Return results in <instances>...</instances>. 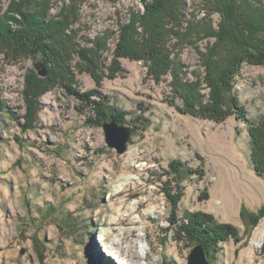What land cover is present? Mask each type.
Wrapping results in <instances>:
<instances>
[{
  "label": "rangeland",
  "instance_id": "obj_1",
  "mask_svg": "<svg viewBox=\"0 0 264 264\" xmlns=\"http://www.w3.org/2000/svg\"><path fill=\"white\" fill-rule=\"evenodd\" d=\"M34 1L0 0V18L42 9L64 24L44 40L58 45L55 62L14 41L16 22L0 24V264H189L195 217L229 230L210 264H264V178L248 128L264 117V61L238 68L243 117L199 111L208 71L231 57L235 8L229 18L217 9L225 0H185L149 26L166 46L158 59L197 85L191 113L170 69L117 53L123 36L143 40L138 15L155 0ZM112 121L132 131L123 154L107 144ZM62 212L75 225L55 219Z\"/></svg>",
  "mask_w": 264,
  "mask_h": 264
},
{
  "label": "trees",
  "instance_id": "obj_2",
  "mask_svg": "<svg viewBox=\"0 0 264 264\" xmlns=\"http://www.w3.org/2000/svg\"><path fill=\"white\" fill-rule=\"evenodd\" d=\"M184 1L185 0H155L154 4L152 3L151 6H147L146 14L141 17L138 15V18L141 19L140 23L142 24V27L144 26L146 28L144 37H142L143 40L140 41L137 39V35H140V32L138 31H135L134 37L136 38L134 40H132V36L127 39L123 36L122 40L125 43L120 45L117 53H122L123 56L127 54L130 57H137L140 59L148 57L147 53H149V58L153 59L155 62V65H153L155 66V69L158 68L159 70L161 66L167 71L170 69V72L173 73L175 82H177V85L175 86L173 84L174 87H172L174 95L178 96L183 101L184 107L189 110V112L194 113L197 110V105H200L201 103V96L197 93V85L186 83L182 84L180 81V70L176 64L174 66H171L170 64L167 65L165 58L158 59L159 53L167 52L166 46L165 43L162 41L160 42V40L156 37L158 33H154L149 27L150 24L153 23V20L158 18L160 19L164 13L169 12L171 15V11L173 14L174 10H179L180 5L182 6ZM216 1L219 4L221 0ZM253 1L254 0H225L217 7L218 11H221L224 8L225 10H222L223 14L229 18H232L229 12L232 11L231 9L235 8L233 14V18L236 19L233 23V32L235 34H232L234 36V41H232L233 47L230 59L226 60L223 67H221L220 64L218 66L215 65L213 70L208 71L207 79L211 90L210 102L206 105V107H200V114L203 113L208 117L218 119L223 114L231 112V108L233 107L234 114L239 115L240 117H243L245 114L242 105L238 103L237 96L233 94L232 91L234 79L237 77L238 68L243 62L264 61V25L261 24L264 23V10L262 7L258 8L257 6H254L253 4L255 1ZM34 3L37 4L36 7H39V0H35ZM174 5H176V7H173ZM41 10L42 9H29V11H26V9L21 8L19 9V12L21 13L20 19L11 18L9 15L5 14V16L0 18L2 19L0 20V24L2 23L7 26V22H16L17 24L15 25L18 26L19 30L12 33L15 36V38H13L14 41H17L18 43L19 41H23L27 38L31 43L39 46L43 55L49 57L51 62H55V47L57 48L58 45H56V43L50 44L48 42H44V40L55 39L53 36L56 34L55 31H58L60 29V25L63 27L64 24L61 22H55L54 20L46 21V12ZM248 14L250 16H248ZM133 16L136 18L137 15L134 14ZM153 16L156 18H153ZM243 21H245V25L243 24ZM248 21H252L253 24H256L248 27ZM257 25L258 27L255 28ZM8 33V31L6 33L4 32L2 38L4 39L7 37L6 39H8ZM147 34L148 37L145 36ZM26 35L27 37H25ZM70 39H72V37H70ZM43 42L44 44L42 46L41 43ZM234 49L236 51H234ZM162 72L160 70L158 71L159 74ZM53 79L56 78L54 77ZM80 98L84 102H87L85 97L81 96ZM97 111L99 112V110ZM114 119L117 123L121 124L120 119ZM32 120L33 119L30 121L31 123H33ZM30 125V127H34L33 124ZM248 128L252 148L251 164L253 165L257 175L264 178V117H260L257 123L253 122L252 124H248ZM59 216L60 217L57 218L56 215L55 219H60L61 221H64L65 224L73 223L69 218L71 215H64L62 212ZM208 218L209 219H207V217L204 219L202 218L203 222L200 223V221L196 220L195 217V220L192 221L191 224H188L186 228L191 240L204 247L207 257L209 258V261H211V258H213L212 251H214L217 242L226 237L229 230L227 226H224L223 224H215L211 221V217ZM58 225L59 227H62L60 224Z\"/></svg>",
  "mask_w": 264,
  "mask_h": 264
},
{
  "label": "water",
  "instance_id": "obj_3",
  "mask_svg": "<svg viewBox=\"0 0 264 264\" xmlns=\"http://www.w3.org/2000/svg\"><path fill=\"white\" fill-rule=\"evenodd\" d=\"M107 144L110 148H114L119 154H123L127 150V144L131 138L132 131L128 128L119 126L116 122L104 124ZM189 264H210L206 252L201 245H197L190 257Z\"/></svg>",
  "mask_w": 264,
  "mask_h": 264
},
{
  "label": "bare ground",
  "instance_id": "obj_4",
  "mask_svg": "<svg viewBox=\"0 0 264 264\" xmlns=\"http://www.w3.org/2000/svg\"><path fill=\"white\" fill-rule=\"evenodd\" d=\"M112 248V247H111ZM114 252V251H113ZM115 253V252H114ZM111 254V253H110Z\"/></svg>",
  "mask_w": 264,
  "mask_h": 264
}]
</instances>
